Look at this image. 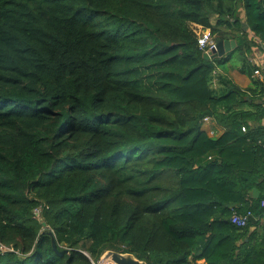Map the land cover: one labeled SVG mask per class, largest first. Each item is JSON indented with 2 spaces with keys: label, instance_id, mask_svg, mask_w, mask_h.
Masks as SVG:
<instances>
[{
  "label": "trees",
  "instance_id": "1",
  "mask_svg": "<svg viewBox=\"0 0 264 264\" xmlns=\"http://www.w3.org/2000/svg\"><path fill=\"white\" fill-rule=\"evenodd\" d=\"M255 45L264 0H0V264H264Z\"/></svg>",
  "mask_w": 264,
  "mask_h": 264
},
{
  "label": "water",
  "instance_id": "2",
  "mask_svg": "<svg viewBox=\"0 0 264 264\" xmlns=\"http://www.w3.org/2000/svg\"><path fill=\"white\" fill-rule=\"evenodd\" d=\"M246 27V25H244ZM236 41L231 38V39H221L216 41V50L214 51H209V52H204V56L206 58H212L215 56H222L225 54L227 51L231 50L233 47H235ZM254 195H258L259 191L257 189L253 190ZM254 227L252 226L250 228V231ZM49 234L52 236V245L56 252L59 254H62L64 251L67 249H62V250H57V243L54 237V234L52 233V230L47 229L46 230ZM104 261H107L106 264H149L145 260H141L137 258L133 253L131 252H122V251H117L113 249H106L100 256L98 260V264L103 263Z\"/></svg>",
  "mask_w": 264,
  "mask_h": 264
},
{
  "label": "built area",
  "instance_id": "3",
  "mask_svg": "<svg viewBox=\"0 0 264 264\" xmlns=\"http://www.w3.org/2000/svg\"><path fill=\"white\" fill-rule=\"evenodd\" d=\"M195 31L197 33V42L201 49H203L205 52L214 51L216 50V40L211 34V31L209 28H203L202 25L193 23ZM254 74L259 76L260 75V69L257 67L254 70ZM209 120L212 121V118L210 116H204L203 121L204 123L208 122ZM245 126H242V130H245ZM210 131V130H209ZM214 130L210 133H213ZM261 205L264 207V199L261 201ZM40 212V208H35L34 213L38 214ZM252 216L251 210H247L246 212H238L234 210L230 216V220L236 224L237 226H245L248 223L249 218ZM98 264V263H97Z\"/></svg>",
  "mask_w": 264,
  "mask_h": 264
},
{
  "label": "crops",
  "instance_id": "4",
  "mask_svg": "<svg viewBox=\"0 0 264 264\" xmlns=\"http://www.w3.org/2000/svg\"><path fill=\"white\" fill-rule=\"evenodd\" d=\"M240 15L243 19L244 18L243 11H241ZM244 25H246V24H244ZM246 28H247V25H246V27H244V29H246ZM252 35H253L252 32H250L249 36H252ZM248 58L252 63L257 65V67L260 69L259 77L261 79H264V76L261 74V70L264 68V49L259 45H255L252 48L251 54H248ZM226 66H227V69L225 70V73L230 78H232L236 83H238L240 86L245 87L250 83L249 77L239 71L240 63H238V64L235 63L233 65V64H230L228 61L226 63ZM238 80H240V82H238ZM263 122H264V120H263Z\"/></svg>",
  "mask_w": 264,
  "mask_h": 264
},
{
  "label": "rangeland",
  "instance_id": "5",
  "mask_svg": "<svg viewBox=\"0 0 264 264\" xmlns=\"http://www.w3.org/2000/svg\"><path fill=\"white\" fill-rule=\"evenodd\" d=\"M213 21L215 20V17H213L212 19ZM251 54V53H250ZM230 64H235V63H241V59H240V56H239V53L238 52H235L232 56V59L229 61ZM225 67V68H224ZM223 67V65L220 66L221 69H227V66L225 65ZM261 74L264 76V68L261 70ZM238 82H240V80H238ZM204 126L205 128H207L208 130H210V132L213 131V128H215L216 130H219V126L216 125V123L214 121H211L209 120L208 122L204 123ZM37 217H39V213L38 214H35ZM107 261H104L103 263L101 264H106ZM100 264V263H99Z\"/></svg>",
  "mask_w": 264,
  "mask_h": 264
}]
</instances>
